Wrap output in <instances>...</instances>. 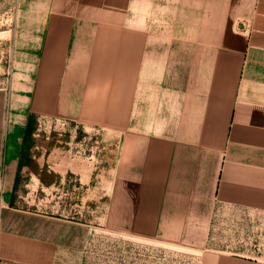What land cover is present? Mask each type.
Instances as JSON below:
<instances>
[{
	"label": "crops",
	"instance_id": "0c3cea01",
	"mask_svg": "<svg viewBox=\"0 0 264 264\" xmlns=\"http://www.w3.org/2000/svg\"><path fill=\"white\" fill-rule=\"evenodd\" d=\"M30 3L47 9L24 112L109 135V229L199 250L198 264H264L231 228L264 223V0ZM16 103L0 90V258L80 264L82 224L6 205Z\"/></svg>",
	"mask_w": 264,
	"mask_h": 264
},
{
	"label": "rangeland",
	"instance_id": "374dc122",
	"mask_svg": "<svg viewBox=\"0 0 264 264\" xmlns=\"http://www.w3.org/2000/svg\"><path fill=\"white\" fill-rule=\"evenodd\" d=\"M30 1L0 0V90L7 94L8 106L16 98L12 114L25 124L6 205L82 224L86 242L80 264H198L199 250L115 232L104 223L110 154L115 150L105 130L24 112L37 53L33 30L40 24L37 16H45L47 9ZM0 264L20 263L0 258Z\"/></svg>",
	"mask_w": 264,
	"mask_h": 264
},
{
	"label": "built area",
	"instance_id": "2783aa9c",
	"mask_svg": "<svg viewBox=\"0 0 264 264\" xmlns=\"http://www.w3.org/2000/svg\"><path fill=\"white\" fill-rule=\"evenodd\" d=\"M232 231L239 233L238 243L245 244L251 249L250 259L264 260V223L256 220H247L246 224L235 225Z\"/></svg>",
	"mask_w": 264,
	"mask_h": 264
}]
</instances>
